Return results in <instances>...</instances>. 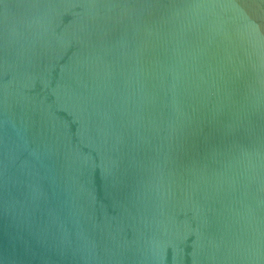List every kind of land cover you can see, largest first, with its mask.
Listing matches in <instances>:
<instances>
[{"label":"water","instance_id":"obj_1","mask_svg":"<svg viewBox=\"0 0 264 264\" xmlns=\"http://www.w3.org/2000/svg\"><path fill=\"white\" fill-rule=\"evenodd\" d=\"M0 264H264V0H0Z\"/></svg>","mask_w":264,"mask_h":264}]
</instances>
